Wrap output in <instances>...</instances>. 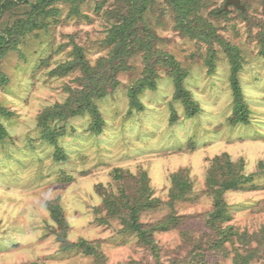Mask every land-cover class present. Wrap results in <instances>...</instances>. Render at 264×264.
Segmentation results:
<instances>
[{
    "label": "rangeland",
    "instance_id": "374dc122",
    "mask_svg": "<svg viewBox=\"0 0 264 264\" xmlns=\"http://www.w3.org/2000/svg\"><path fill=\"white\" fill-rule=\"evenodd\" d=\"M15 1L0 19V35L29 18V0ZM225 2L197 0L200 22L213 27L200 39L178 28L169 0H152L144 43L118 73L116 89L95 100L103 132L91 131L89 114L72 118L58 125L66 133L57 146L44 140L39 117L82 89L85 71L54 72L76 60L77 48L94 72L108 67V38L128 0L62 1L47 28L20 35L0 56L8 78L0 77L8 133L0 143V264H264V0H243L246 12L231 6L218 16ZM221 41L242 57L246 122L231 121L233 65ZM161 54L186 72L197 115L175 99L174 68ZM152 69L156 89L144 90L137 109L129 92ZM225 155L236 173L254 178L223 193L225 217L213 221V181L229 172L215 160L225 163ZM82 241L90 247H75Z\"/></svg>",
    "mask_w": 264,
    "mask_h": 264
},
{
    "label": "trees",
    "instance_id": "16d2710c",
    "mask_svg": "<svg viewBox=\"0 0 264 264\" xmlns=\"http://www.w3.org/2000/svg\"><path fill=\"white\" fill-rule=\"evenodd\" d=\"M18 1L23 2L25 0ZM62 1L73 2L74 0H34L32 4L30 0L27 1V4L31 7L29 18L28 20H20L14 28L7 29L4 34L0 35V56L16 46L20 35L26 32H32L37 28H47V19L59 13V10L55 5ZM151 1L152 0H128V8L117 13V22L112 27L111 34L108 38L109 45L113 47L112 57L107 61L108 67H103L109 68L108 70H103L102 68L100 72H94L87 64L82 49L77 48L76 60L69 62L67 65H62L54 72L56 74H64L81 68L85 71V78L81 81L83 88L72 90L71 96L66 103L57 104L52 108H47L40 115L39 124L44 129V140L57 146L58 138L66 133L64 127H59L58 125L60 123H65L72 118L82 117L86 114H89L93 119L91 131L98 135L103 132L104 119L95 100L104 98L110 90L112 91L116 89L118 86V73L126 68L128 59L134 54L137 47L144 43L145 40L142 39L143 37L141 38L140 30L142 29V24L144 22L143 16L148 10ZM169 3L176 13L175 19L178 28L185 34L194 38L202 39L204 37L203 33L209 30L206 26L213 30V27L208 22H204L205 26L200 22L203 18L200 17V14L198 13L197 0H169ZM17 5L18 2L15 0H0V19L6 11ZM224 14H227V12L224 11L220 13L218 11L217 13L218 16ZM144 32L145 34L148 33V28L146 26ZM213 33L214 32L210 34L213 35ZM206 34L207 33H205V35ZM150 36L154 37L152 34H150ZM214 39L217 40V36ZM221 43L223 42L221 41ZM223 45L227 48V52L230 55L233 65L231 84L235 94L236 109L231 121L233 124L246 122L248 119V107L243 100L242 90L238 79L242 57L239 54L237 47L225 43H223ZM151 50L152 47L149 48L146 46L145 51L151 54ZM160 56L166 57L169 61L168 65L174 68L173 76L175 78L177 89L175 99L183 101L189 117L197 115L200 111L199 104L193 100L191 92L186 90L183 85L187 76L186 72L181 69L173 56L166 54H161ZM210 67H212L213 70L214 65L210 64ZM146 73L147 74L144 78H142L129 92L132 106L137 109H142L139 97L144 90L146 88L152 90L156 89V72L152 69ZM0 77H4L3 79L5 83L8 82V78L3 74H0ZM0 113H7V110L0 106ZM174 119L173 122L177 120V118ZM7 136L8 133L0 122V143L3 142ZM63 155L64 154H61V152L58 153V156L64 157ZM225 158H227L225 163L221 158L215 160L216 167L225 165L229 172L225 178L222 179V182L213 181V184L215 186L217 185L215 201L216 210L212 214V218H214L213 221L225 217L226 210L222 203L223 193L231 190L237 191L245 189L254 178L253 176L246 178L238 172L236 173L234 165L229 162V156L225 155ZM240 169L242 171V165ZM211 179L213 180V176ZM137 211L138 208L134 207L133 213L135 215H137ZM132 225L133 229H135L140 235L147 237L148 233L142 229V226L139 223L135 222ZM166 227L167 226L164 225V228ZM144 239L147 241V238ZM148 243L150 242L148 241ZM75 247H83L86 249L89 248L90 245L86 241H82L76 244ZM69 248H71V246ZM91 249L93 250V248Z\"/></svg>",
    "mask_w": 264,
    "mask_h": 264
},
{
    "label": "water",
    "instance_id": "95a60500",
    "mask_svg": "<svg viewBox=\"0 0 264 264\" xmlns=\"http://www.w3.org/2000/svg\"><path fill=\"white\" fill-rule=\"evenodd\" d=\"M231 6L236 7L237 9L241 10L242 12H246V6L244 4H242V0H226L224 9L221 10L220 13H222L224 11L225 12L229 11Z\"/></svg>",
    "mask_w": 264,
    "mask_h": 264
}]
</instances>
